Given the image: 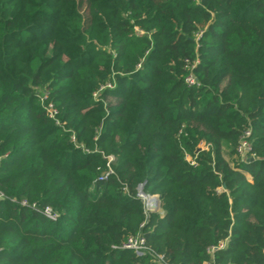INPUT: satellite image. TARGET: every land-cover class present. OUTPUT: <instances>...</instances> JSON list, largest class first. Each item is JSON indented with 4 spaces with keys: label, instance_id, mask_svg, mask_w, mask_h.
Masks as SVG:
<instances>
[{
    "label": "trees",
    "instance_id": "16d2710c",
    "mask_svg": "<svg viewBox=\"0 0 264 264\" xmlns=\"http://www.w3.org/2000/svg\"><path fill=\"white\" fill-rule=\"evenodd\" d=\"M154 253L264 264V0H0V264Z\"/></svg>",
    "mask_w": 264,
    "mask_h": 264
},
{
    "label": "built area",
    "instance_id": "2783aa9c",
    "mask_svg": "<svg viewBox=\"0 0 264 264\" xmlns=\"http://www.w3.org/2000/svg\"><path fill=\"white\" fill-rule=\"evenodd\" d=\"M187 81L190 84H194L197 82V80L195 79L194 76L190 75L187 77ZM249 132L246 133V135H248ZM251 150V143L246 139V136H244L240 142V145L238 147V153L241 156V158L247 159L249 158V151ZM148 201V199H147ZM147 201L145 198V203H146V207H147ZM23 204H26V202H23ZM148 209V207H147ZM149 210V209H148ZM44 214L52 219V220H56L58 217V214L55 213L51 207H46L44 210ZM223 246V245H222ZM125 247L127 248H132L134 250H136L137 253L139 254H147L149 252L148 247L145 245V239L143 237H138V238H130L128 243L125 244ZM154 261L157 262L158 264H169L165 261L164 256L158 253H154ZM207 264H215V263H207Z\"/></svg>",
    "mask_w": 264,
    "mask_h": 264
},
{
    "label": "water",
    "instance_id": "95a60500",
    "mask_svg": "<svg viewBox=\"0 0 264 264\" xmlns=\"http://www.w3.org/2000/svg\"><path fill=\"white\" fill-rule=\"evenodd\" d=\"M253 159V158H251ZM139 192H140V196L142 198H148V201H147V207L150 211H161V208H160V197L159 195H147L144 190H143V184L140 185L139 187Z\"/></svg>",
    "mask_w": 264,
    "mask_h": 264
},
{
    "label": "rangeland",
    "instance_id": "374dc122",
    "mask_svg": "<svg viewBox=\"0 0 264 264\" xmlns=\"http://www.w3.org/2000/svg\"><path fill=\"white\" fill-rule=\"evenodd\" d=\"M146 201H147V199H146Z\"/></svg>",
    "mask_w": 264,
    "mask_h": 264
},
{
    "label": "bare ground",
    "instance_id": "6f19581e",
    "mask_svg": "<svg viewBox=\"0 0 264 264\" xmlns=\"http://www.w3.org/2000/svg\"><path fill=\"white\" fill-rule=\"evenodd\" d=\"M148 199V198H147Z\"/></svg>",
    "mask_w": 264,
    "mask_h": 264
}]
</instances>
